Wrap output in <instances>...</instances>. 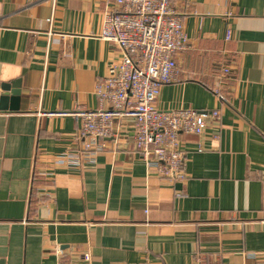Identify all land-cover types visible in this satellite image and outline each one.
<instances>
[{"label": "crops", "instance_id": "crops-1", "mask_svg": "<svg viewBox=\"0 0 264 264\" xmlns=\"http://www.w3.org/2000/svg\"><path fill=\"white\" fill-rule=\"evenodd\" d=\"M114 5L0 0V83L22 92L0 111V264H264V0H174L186 48L156 106L221 113L181 135L182 181L142 162L131 120L82 154L73 114L108 109L96 85L121 58L100 39Z\"/></svg>", "mask_w": 264, "mask_h": 264}, {"label": "built area", "instance_id": "built-area-1", "mask_svg": "<svg viewBox=\"0 0 264 264\" xmlns=\"http://www.w3.org/2000/svg\"><path fill=\"white\" fill-rule=\"evenodd\" d=\"M231 38L228 31L227 40ZM100 39L114 43L121 58L96 85V95L108 109L73 114L81 120L82 154L95 157L103 150L102 141L117 136L115 121L131 120L135 151L148 169H155L165 180H184L186 153L181 135H203L209 121H220L221 113L217 109L168 112L156 106L162 86L178 79L177 55L186 48L184 23L174 0H115L114 7L103 14ZM229 73L223 69L224 75ZM216 94L225 101L218 90ZM71 161L80 159L66 155L57 164ZM84 259L91 262L92 257L87 253Z\"/></svg>", "mask_w": 264, "mask_h": 264}, {"label": "water", "instance_id": "water-1", "mask_svg": "<svg viewBox=\"0 0 264 264\" xmlns=\"http://www.w3.org/2000/svg\"><path fill=\"white\" fill-rule=\"evenodd\" d=\"M21 95L20 80L0 83V111L19 110Z\"/></svg>", "mask_w": 264, "mask_h": 264}]
</instances>
